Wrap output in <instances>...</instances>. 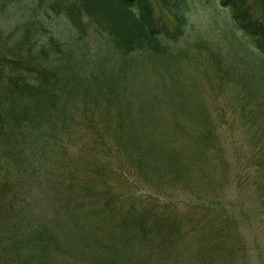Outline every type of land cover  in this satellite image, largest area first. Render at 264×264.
<instances>
[{"label":"trees","instance_id":"16d2710c","mask_svg":"<svg viewBox=\"0 0 264 264\" xmlns=\"http://www.w3.org/2000/svg\"><path fill=\"white\" fill-rule=\"evenodd\" d=\"M243 222L264 232V0H0V264H250Z\"/></svg>","mask_w":264,"mask_h":264},{"label":"rangeland","instance_id":"374dc122","mask_svg":"<svg viewBox=\"0 0 264 264\" xmlns=\"http://www.w3.org/2000/svg\"><path fill=\"white\" fill-rule=\"evenodd\" d=\"M198 6H200V5H198ZM198 14L202 15L200 17V19L206 15V11L204 12V9L202 6L199 8ZM197 19H198V15H197ZM202 62H203V60H199L197 63H202ZM157 67H158L157 70H155V69L150 70L147 68L146 71L148 73L143 75L142 77H139L136 79L137 82L134 85L135 92H134V94L131 93L132 97L136 100V102H138L139 100L141 101V99H147V100L148 99H152V100L161 99V98H154V97H158L160 94H162L161 89H160V85L154 86L152 88V90L154 91L153 93L151 92V90H149V89H151L150 88L151 82L161 81L162 80L161 76H163L162 74L165 72L163 67H161V66H157ZM177 69H178V71L182 70L181 79H179L180 77L178 78L179 81L182 82V80H185L186 78H188L189 75L193 73V71L196 72V70H198V66L196 65V63L192 64V62H191L188 64L186 62H182L180 64V66L177 67ZM135 70L137 72V75H139L140 73L143 72L142 71L143 69H137L136 68ZM155 71H158L159 73H155ZM145 76H153L155 78L148 82L147 78ZM157 76H159L161 80L156 79ZM168 82H169V79H168ZM186 83H187V81H186ZM199 83L204 84L203 80H199ZM147 87H148V89H146ZM200 94H201V91H200ZM190 95H191V97L194 98L195 92L192 90L190 92ZM137 96H138V98H137ZM203 99L205 100L204 105L206 106V95L203 96ZM193 100L197 101L195 103H198V97L197 96ZM161 105H163V104H161ZM164 110H165V108L163 106H160V107L157 106V108L153 109V111L145 110V111L140 112V108L138 107V105H136L135 109H134V114L136 116H138V118L142 119V121H141L142 122L141 123L142 129H144V128L148 129L154 125L166 127V126H168L169 121H173V120L177 119V121H179V123L181 124L182 128H184L185 130H188L189 132H193L195 130V127L197 126V124H195L194 120H195L196 116H198L197 115L198 112H197L196 108L193 109V107H192L191 114H190L189 118H186V116L183 115L181 112L177 113V114H179L178 116H180V117L175 118L174 117L175 116L174 111L173 112H169V111L165 112ZM147 116H150V117L155 116L154 117L155 121L149 120L147 118ZM184 121H185V123H184ZM198 128H200V125L197 126V129ZM224 129L225 128L223 127V125H221V128L218 130V132L221 133ZM226 143H227V141H226ZM233 163H234V160L230 159V164L232 165V168H233ZM231 172H233V171H231ZM234 173H236V169H235ZM232 185H233V187L230 188L231 190L226 194V198H229L230 200H235V199L239 198V194L237 193L238 191H236V186H235L234 182L232 183ZM236 194L238 195L237 197H236ZM186 198H188V197H186ZM244 198H246V196H244ZM185 204L186 203H181L180 208H184ZM258 230L260 232L256 231L252 227L251 228L248 227L247 223L243 222L241 234H243L242 236L245 238V241H246L247 246H248L247 247V255L250 258V264H264V232H261V229H258ZM258 243L261 245V247L263 249L262 252H260L257 248Z\"/></svg>","mask_w":264,"mask_h":264}]
</instances>
